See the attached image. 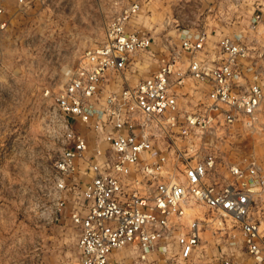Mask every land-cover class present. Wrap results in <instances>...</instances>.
<instances>
[{
	"label": "built area",
	"instance_id": "built-area-1",
	"mask_svg": "<svg viewBox=\"0 0 264 264\" xmlns=\"http://www.w3.org/2000/svg\"><path fill=\"white\" fill-rule=\"evenodd\" d=\"M140 9L132 1L105 15L104 41L68 69V81L54 96L49 121L62 147L54 163V213L65 207L64 193L75 192L70 218L80 231L77 257L68 264H126L129 256L132 264H162L161 258L164 264H264V209L253 211L264 202V166L252 155L235 162L222 158L216 144L202 146L219 129L256 127L264 103V51L237 33L222 34L211 48L207 30L198 29L183 30L180 44L158 55L151 34L129 28ZM5 13L0 3V37L9 27ZM261 22L262 13H253L248 27ZM141 52L157 58L158 68L132 85L122 76L121 87L113 88L108 75L129 70ZM187 81L208 92L184 109ZM77 123L94 130V142ZM195 205L211 213L201 216ZM228 221L240 229L242 251L206 259V225ZM226 240L236 247L231 234Z\"/></svg>",
	"mask_w": 264,
	"mask_h": 264
},
{
	"label": "rangeland",
	"instance_id": "rangeland-1",
	"mask_svg": "<svg viewBox=\"0 0 264 264\" xmlns=\"http://www.w3.org/2000/svg\"><path fill=\"white\" fill-rule=\"evenodd\" d=\"M123 1L141 3L129 28L151 34L158 55L167 47H177L183 30L198 29L207 30L211 48L222 34L237 33L255 51H264V0H242L239 6L224 7L219 0H191L187 10L174 8L182 0ZM114 2L117 0H46L44 4L23 6L17 0H0L9 20L0 37V264H68L77 257L80 231L70 218L76 193H64L65 207L54 213L58 206L53 189L54 163L62 147L49 118L55 94L68 81V69H74L88 49L104 41L105 15L120 9L109 8ZM259 11L262 22L249 29L251 15ZM184 17L190 22L176 21ZM132 61L124 73L108 75L113 88L121 87L122 76L131 85L136 83L156 70L159 62L146 52L137 53ZM259 62L264 73V59ZM207 92V86L187 81L181 90L182 107L198 105ZM98 97L95 105L100 108L106 91ZM258 114L256 127L236 124L230 130L219 129L201 145L207 150L216 144L222 158L235 162L252 155L264 166V103ZM77 126L94 142V130L83 123ZM263 209L261 201L253 211L259 214ZM193 211L201 216L211 213L204 205H195ZM205 229L201 251L206 259L221 252L242 251V234L232 221L209 223ZM229 234L236 241L234 248L227 245ZM153 256L157 260L160 257ZM159 261L164 264L162 258ZM132 262L129 256L126 264Z\"/></svg>",
	"mask_w": 264,
	"mask_h": 264
},
{
	"label": "crops",
	"instance_id": "crops-1",
	"mask_svg": "<svg viewBox=\"0 0 264 264\" xmlns=\"http://www.w3.org/2000/svg\"><path fill=\"white\" fill-rule=\"evenodd\" d=\"M124 4H125V2L123 0H117V2H114V4L109 6V8H111V6L115 7V8H121ZM191 4H192L191 0H184V1L182 0L181 2H179V4L177 6L174 5V8H176V9L180 8L182 10H187V9H189V7H191ZM115 10H119V9H115ZM109 13H111V12H109ZM176 21L181 22L182 24L185 22H190V20L186 19V17L181 18V19L177 18ZM247 76H248V79H252L251 74H248Z\"/></svg>",
	"mask_w": 264,
	"mask_h": 264
}]
</instances>
